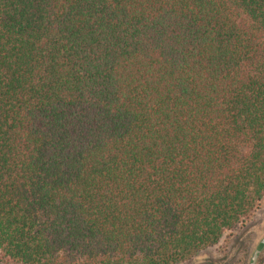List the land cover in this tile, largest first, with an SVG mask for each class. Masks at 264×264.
Masks as SVG:
<instances>
[{
    "label": "trees",
    "instance_id": "1",
    "mask_svg": "<svg viewBox=\"0 0 264 264\" xmlns=\"http://www.w3.org/2000/svg\"><path fill=\"white\" fill-rule=\"evenodd\" d=\"M263 204L264 0H0V264H221Z\"/></svg>",
    "mask_w": 264,
    "mask_h": 264
},
{
    "label": "rangeland",
    "instance_id": "2",
    "mask_svg": "<svg viewBox=\"0 0 264 264\" xmlns=\"http://www.w3.org/2000/svg\"><path fill=\"white\" fill-rule=\"evenodd\" d=\"M263 237L264 204L243 227L225 235L218 246L207 250L203 260L214 259L218 262L221 261V264H231L238 259H246L255 251ZM256 264H264V248L261 250Z\"/></svg>",
    "mask_w": 264,
    "mask_h": 264
},
{
    "label": "water",
    "instance_id": "3",
    "mask_svg": "<svg viewBox=\"0 0 264 264\" xmlns=\"http://www.w3.org/2000/svg\"><path fill=\"white\" fill-rule=\"evenodd\" d=\"M264 248V237L263 239L260 241L258 247L255 249V251L253 252L251 259H250V263L249 264H256L257 258L261 252V250Z\"/></svg>",
    "mask_w": 264,
    "mask_h": 264
}]
</instances>
